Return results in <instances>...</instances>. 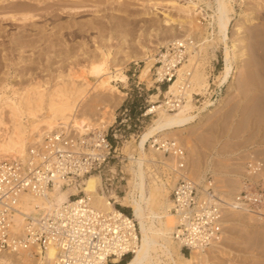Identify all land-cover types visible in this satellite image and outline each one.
<instances>
[{
	"label": "bare ground",
	"instance_id": "6f19581e",
	"mask_svg": "<svg viewBox=\"0 0 264 264\" xmlns=\"http://www.w3.org/2000/svg\"><path fill=\"white\" fill-rule=\"evenodd\" d=\"M65 1L68 0H0V52L6 49L7 39L9 43L14 44L12 50L20 52H23V48L27 46L34 47L44 43L53 51L48 57L49 60L53 58L55 52L64 62L68 61L67 64L64 63L65 67L58 70L56 80L51 85L49 82L35 80L19 89L9 85L6 78L0 86V168L5 161L10 163L27 161L32 149L38 148L39 143L47 144L45 140L47 136L52 139L54 136H59L62 130L68 132L74 130L81 136L93 134L92 137L97 139L116 122V104L118 105L126 95L117 83L127 85L129 76L123 66L116 65L115 70H112L113 54L106 45L98 48L100 53L97 57L83 46L77 49L75 46L67 45L60 35L56 39L51 38L53 34L40 35L33 40L27 39L23 32L14 38L6 34L5 22L14 24L37 20L40 15L33 14L30 9L48 12V8L56 4L63 5ZM70 1L73 4L76 2V5L85 2ZM235 1L168 0L167 3L178 9L182 16L174 18L172 14H165V25L175 26L181 31L185 29L186 33L180 38L165 43L163 46L167 49L147 48L143 50L142 55L131 57L130 60L136 63H139V60L145 62L139 76L141 80H147L149 86L155 87L157 91L149 99L151 107L148 114H155L153 122L131 146L129 170L132 177L127 181L128 189L125 194L121 196L116 191L110 192L112 187L106 186L105 178L101 173L89 174L82 181L61 179L48 191L47 196L46 193L42 194L46 197L35 195L32 191H23L15 202L18 212L12 216V236L20 239L25 237L24 213L36 211L37 206L44 207L47 204L49 207L59 206L73 200L72 194L78 196L84 193L83 198L87 197L93 207L103 212L115 211L114 200L122 206L131 208V219L139 226L140 241L134 253L122 264H217L218 260L230 256L226 244L228 238L224 240L226 224H231L228 213L232 215L240 212L248 219L254 216L264 219L262 213L256 214V211L240 201V191L244 187L243 180L241 178L236 180V184L235 181H231L234 186L230 185V182L228 185L224 183L231 188L230 193L229 190L224 193L225 191L221 190L223 187L219 188L220 185L213 182V187L222 198L220 240L209 246L193 248L190 255H187L183 250V244L176 238V231L182 218L174 211L173 191L176 189L179 177L184 176L194 180L199 186L201 196H204L210 186L206 175L209 169L204 168L203 165L198 176L191 177L189 174L192 165L186 155L184 157L187 166L182 170L176 156H165L164 151L158 150L154 143L160 140L175 142L184 149V145L177 138L170 136L192 127L221 106L220 103L224 98L219 104L212 99L211 87L214 83L207 70V63L209 57L217 56V51L223 47L224 66L219 74H216L215 82L219 89L225 85H232L238 59L240 54L244 53L242 43L245 41L244 36L240 41L231 40L230 37ZM149 2L155 7V2L152 3V0ZM63 9L68 11L66 13L85 10H81L79 6L76 9L72 7ZM244 12L246 13L245 10ZM243 14L240 13L241 19L244 18ZM199 17L206 21L202 29L195 27L194 21ZM246 21L234 25H238L236 29L241 35L245 32L243 24ZM199 22L203 24L200 19ZM94 23L102 27L101 22L94 21ZM91 24L90 21L72 22L68 26L78 27L81 30L90 27ZM207 27H211L212 31L206 30ZM58 45L60 48L56 47ZM80 50L87 55V63L84 65L79 62ZM159 62L162 64L159 65ZM153 69L156 70L157 78L153 77ZM166 78H169V83L165 91L155 86V83L164 82ZM95 94L101 95L100 102L103 101V105H100V108L96 106L98 111L94 113L86 106ZM196 96L202 99L200 105L195 102ZM95 98L96 102L97 98ZM58 143L57 145L62 148L63 146ZM104 148L105 146L102 145L100 151ZM84 150L90 151L85 147ZM161 166H164L171 175L173 174L172 180L161 177L159 174L163 172ZM2 171L0 169V174ZM243 172L244 176L249 174L244 169ZM55 259L54 248L48 249L47 253L43 254L34 248L25 247L24 244L11 250H3L0 247V264H54ZM114 261L120 262L121 259L115 258Z\"/></svg>",
	"mask_w": 264,
	"mask_h": 264
},
{
	"label": "rangeland",
	"instance_id": "374dc122",
	"mask_svg": "<svg viewBox=\"0 0 264 264\" xmlns=\"http://www.w3.org/2000/svg\"><path fill=\"white\" fill-rule=\"evenodd\" d=\"M83 1H85L83 4L76 5V2L73 4L68 0L63 5L56 4L48 8V12L30 9L33 14H39L40 18L27 23L5 22L4 26L10 38L18 37L22 32L27 39L33 40L40 35L53 34L52 39L60 35L67 45L75 46L77 49L83 46L97 57L100 53L98 48L106 45L113 54L112 70H115L116 65L123 66L129 76V82L127 85L119 82L117 86L126 95L118 105L116 104L117 119L107 132L113 144L112 155L114 156L109 165L113 170L112 174L116 176L115 185L109 191H116L123 196L128 189L127 181L132 177L129 170L131 146L153 122L155 114H148L151 107L149 99L157 91L155 87L149 86L147 80H141L139 76L145 62L139 60V63H136L130 59L133 56H139L147 48L167 49L163 46L165 43L182 37L187 30L181 31L175 26L165 25V14H172L174 18L182 16L178 9L167 3L168 0H152V3H156L155 7L149 0ZM181 2L184 3V1ZM233 5L235 12H233L234 20L230 27L231 40L240 41L242 36L245 40L242 43L244 53L240 54L235 67V80L231 86L225 85L221 89L215 82L216 74H219L224 66L223 47H221L217 51V56L209 57L207 63V70L214 83L211 87L212 99L219 104L224 98L220 103L221 106L197 124L176 132L170 137L177 138L184 145L186 156L192 165L189 163L191 166L189 176H198L204 165V168L209 169L206 171L208 178H211L218 186L220 185L219 188L223 187L221 190L225 191L224 193L228 190V193L232 191L225 184L228 185L230 182V185L234 186L237 183L236 180L241 178L244 183L246 181L245 185L248 189L264 194V184H262L264 174L255 173L256 178L253 177L254 173L250 172L252 167L248 163L256 161L254 160L256 158L264 161V0H236ZM78 6L81 10H85L66 13L68 11L63 9L64 7L76 9ZM240 13H244V18L241 19ZM199 19L203 21V24H200ZM195 20L196 28H204L206 21L202 17ZM89 21L92 22L91 26L81 30L78 27L68 26L72 22ZM94 21L101 22L102 27L96 26ZM240 21H246L243 24L245 32L242 35L236 29L238 25L234 26ZM207 28L206 30L212 31L211 27ZM5 44L6 49L0 52V86L6 78L9 85L19 89L35 80L49 82L51 85L56 80L58 70L65 67L68 62L56 56L55 52L53 58L49 60L48 57L53 51L44 43L34 47L27 46L23 48V52L12 50L14 44L9 43L8 39ZM56 47L60 48L59 45ZM78 53L81 65L86 64L87 55H84L81 50ZM153 73V77L157 78L155 69ZM155 86L165 91L168 83L159 82L155 83ZM97 95L95 94L91 103L89 102L86 106L94 113L103 105V101L100 102L101 95ZM195 98V102L200 105L201 97ZM73 132L76 131L73 130ZM165 156L168 157L167 154ZM241 167L249 172L247 176L243 175ZM161 170H163L159 173L161 177L173 179V174L171 175L164 166H161ZM122 177H124L123 180H121ZM231 181H235V184ZM245 189L243 187L241 191ZM257 204V202L253 204L254 211L256 214L264 215L262 211L264 205L261 208V205ZM120 206L126 212H131V208ZM228 219L231 224H226L224 240L228 238L226 244L230 250V256L218 260L217 264H264V219L255 218V216L248 219L240 212L232 215L228 213ZM189 253L186 254L190 255Z\"/></svg>",
	"mask_w": 264,
	"mask_h": 264
},
{
	"label": "built area",
	"instance_id": "2783aa9c",
	"mask_svg": "<svg viewBox=\"0 0 264 264\" xmlns=\"http://www.w3.org/2000/svg\"><path fill=\"white\" fill-rule=\"evenodd\" d=\"M171 47L174 48L173 44ZM165 82L169 83V78ZM107 132L95 139L93 134L81 136L62 130L52 139L47 136V144L39 143L38 148L32 149L27 161L4 162L0 168L3 170L0 174L1 249L11 250L24 244L46 254L48 249L54 248V264H120L134 253L140 233L138 223L131 219V212H126L115 200V211H100L89 203L87 197L83 198L84 193L72 194L73 200L62 205L37 206L36 211L24 213L25 237L20 239L13 235L14 238L11 234L12 216L18 212L16 198L23 191H32L40 196L46 193L47 196L61 179L82 181L92 173H101L106 186L114 187L116 176L110 166L114 157L113 144ZM102 145L105 148L100 151ZM154 145L168 156H176L182 170L187 166L186 150L175 142L160 140ZM84 147L90 151H85ZM254 160L248 162L252 167L250 172L263 175L264 161ZM209 182V190L201 196L197 183L181 176L173 191L174 211L182 218L176 238L186 253L218 242L222 234V198L213 187L214 181L209 179ZM243 184L247 189L240 192V201L253 210L255 202L263 206L264 194L255 193ZM115 258L121 261L115 262Z\"/></svg>",
	"mask_w": 264,
	"mask_h": 264
},
{
	"label": "trees",
	"instance_id": "16d2710c",
	"mask_svg": "<svg viewBox=\"0 0 264 264\" xmlns=\"http://www.w3.org/2000/svg\"><path fill=\"white\" fill-rule=\"evenodd\" d=\"M130 256H128L126 259H124L120 264L124 263Z\"/></svg>",
	"mask_w": 264,
	"mask_h": 264
}]
</instances>
